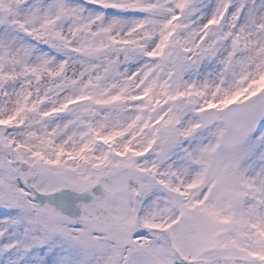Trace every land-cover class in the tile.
<instances>
[{
    "label": "snow or ice",
    "instance_id": "6c2138e0",
    "mask_svg": "<svg viewBox=\"0 0 264 264\" xmlns=\"http://www.w3.org/2000/svg\"><path fill=\"white\" fill-rule=\"evenodd\" d=\"M0 264H264V0H0Z\"/></svg>",
    "mask_w": 264,
    "mask_h": 264
}]
</instances>
